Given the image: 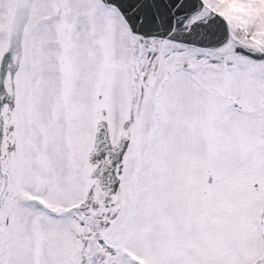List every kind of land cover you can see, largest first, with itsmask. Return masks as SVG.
Listing matches in <instances>:
<instances>
[{
	"label": "snow or ice",
	"instance_id": "6c2138e0",
	"mask_svg": "<svg viewBox=\"0 0 264 264\" xmlns=\"http://www.w3.org/2000/svg\"><path fill=\"white\" fill-rule=\"evenodd\" d=\"M0 264H264V0H0Z\"/></svg>",
	"mask_w": 264,
	"mask_h": 264
}]
</instances>
